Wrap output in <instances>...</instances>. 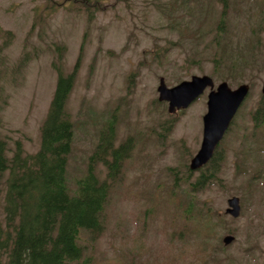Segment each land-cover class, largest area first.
Wrapping results in <instances>:
<instances>
[{"label": "rangeland", "instance_id": "obj_1", "mask_svg": "<svg viewBox=\"0 0 264 264\" xmlns=\"http://www.w3.org/2000/svg\"><path fill=\"white\" fill-rule=\"evenodd\" d=\"M101 2L91 15L75 0H0V136L9 156L16 141L28 153L39 150L58 69L71 73L80 56L67 105L75 129L69 187L85 175L108 118L116 145L133 138L104 230L83 235L84 255L75 264H203L210 246L205 264H264V125L255 128L252 118L263 98L264 0H227L221 29V0ZM205 74L215 86L246 83L251 91L219 147L218 178L193 192L188 215L176 216L170 193L185 195L200 175L187 164L201 146L209 89L173 115L157 88L162 76L174 86ZM97 174L107 178L101 163ZM232 196L241 201L238 218L225 214ZM202 204L218 228L210 246L200 247L191 230ZM229 230L236 241L224 246Z\"/></svg>", "mask_w": 264, "mask_h": 264}, {"label": "trees", "instance_id": "obj_2", "mask_svg": "<svg viewBox=\"0 0 264 264\" xmlns=\"http://www.w3.org/2000/svg\"><path fill=\"white\" fill-rule=\"evenodd\" d=\"M75 2L91 15L102 7L101 0ZM224 14L220 29L224 27ZM80 63L81 57L69 75L58 69L38 151L28 153L21 141H16L9 156L7 140L0 136V264H75L84 254L83 235L96 237L104 230V211L131 144L127 141L115 145L116 131L109 121L90 156L86 175L77 180L76 189L69 187L67 166L74 143V123L67 103ZM254 119L264 121V98ZM220 158L214 155L211 165L191 183L190 191L185 190L187 196L205 190L218 178ZM99 163L107 168L105 180L97 174ZM170 197L177 207L190 204L188 197L183 201L182 192L173 191ZM212 225L216 226L211 212L206 205H200V239L208 233L210 236ZM206 243L207 240L200 241V247ZM211 255L210 251L205 253L204 262Z\"/></svg>", "mask_w": 264, "mask_h": 264}, {"label": "water", "instance_id": "obj_3", "mask_svg": "<svg viewBox=\"0 0 264 264\" xmlns=\"http://www.w3.org/2000/svg\"><path fill=\"white\" fill-rule=\"evenodd\" d=\"M208 86L214 87V82L209 76H194L192 81H184L171 89L167 88L162 78L159 87L160 99L170 101L169 110L175 112L177 108L187 107ZM248 92L249 86L247 84H242L233 90L227 82H222L216 90L210 92L208 112L204 116L203 141L200 150L192 159L191 168H199L209 161ZM229 205L230 208L227 209V213L235 217L239 216L241 211L239 198L232 197L229 199ZM233 240L234 236L232 235H226L223 239L226 245Z\"/></svg>", "mask_w": 264, "mask_h": 264}]
</instances>
